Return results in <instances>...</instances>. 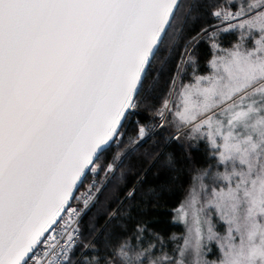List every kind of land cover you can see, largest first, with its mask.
<instances>
[{"label":"snow or ice","instance_id":"snow-or-ice-1","mask_svg":"<svg viewBox=\"0 0 264 264\" xmlns=\"http://www.w3.org/2000/svg\"><path fill=\"white\" fill-rule=\"evenodd\" d=\"M0 264H264V0H0Z\"/></svg>","mask_w":264,"mask_h":264}]
</instances>
